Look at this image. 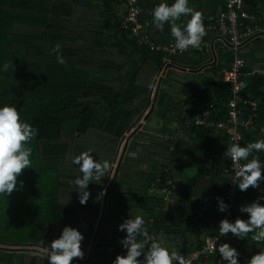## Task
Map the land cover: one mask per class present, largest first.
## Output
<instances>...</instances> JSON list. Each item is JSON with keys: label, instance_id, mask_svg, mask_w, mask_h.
Masks as SVG:
<instances>
[{"label": "trees", "instance_id": "1", "mask_svg": "<svg viewBox=\"0 0 264 264\" xmlns=\"http://www.w3.org/2000/svg\"><path fill=\"white\" fill-rule=\"evenodd\" d=\"M146 11L141 22L154 41L169 44L170 28H155L151 10L161 0H136ZM169 3L172 0H168ZM125 0H0V65L12 62L15 70L0 72V106L16 105L22 118L39 129L31 147L41 150L44 163L57 164V176L41 218L31 211L29 219L13 232L15 241L0 235V245L46 249L58 238L64 226L79 229L85 236V258L77 264H112L124 249L119 243L125 233L118 225L131 215H142L152 239L159 238L185 259L200 251L218 234L224 214L217 209V197L224 199L231 179V161L223 158L231 136L223 131L186 127L183 114L196 113L210 106L223 107L230 99L231 86L223 70H230L232 56L226 52L213 60L211 52L200 50L168 57L153 53L138 44L133 32L124 29ZM206 16L225 9V0H190ZM207 5V8H206ZM249 12H264V0H244ZM150 27V28H149ZM149 28V30H148ZM217 33L207 31L211 42ZM61 45L65 63L60 64L52 49ZM241 56L247 71L264 68V39L245 46ZM154 115L163 120L161 133L178 137V145L156 138L141 129L131 138V145L119 167V174L108 190L104 223L92 248L101 193L109 180L90 184L86 205L79 203L74 183L80 175L72 160L91 150L101 161L116 160L119 146L152 103V93L163 68ZM200 73L203 83L176 70ZM181 88V89H179ZM176 89L185 95H177ZM247 92L258 106L256 129L244 133L243 144L264 139V78L249 80ZM223 110V112H225ZM79 118L78 134L66 140L62 120ZM174 124V127L170 125ZM135 152V158L129 154ZM254 155H256L254 153ZM264 160V153L259 154ZM251 159V157L249 158ZM169 170V173L166 172ZM172 178L177 185V200L189 203L179 208L150 194L151 185ZM159 184L158 188H162ZM37 193V192H36ZM225 201V200H224ZM35 202V201H34ZM250 188L237 198L235 220L243 204L251 203ZM264 203V201H262ZM1 225V217H0ZM2 226V225H1ZM3 231V230H1ZM249 234L237 240L231 233L222 243L240 252V264H246L264 242L257 243ZM226 264L219 253L194 264ZM0 264H48L42 252L14 253L0 251Z\"/></svg>", "mask_w": 264, "mask_h": 264}, {"label": "clouds", "instance_id": "2", "mask_svg": "<svg viewBox=\"0 0 264 264\" xmlns=\"http://www.w3.org/2000/svg\"><path fill=\"white\" fill-rule=\"evenodd\" d=\"M150 14L158 30L164 31L165 25L169 26L175 49L181 52L189 48L200 49L207 35L204 13L190 6V0H172L171 3L161 0ZM52 51L57 53L58 62L64 64L65 60L60 54L61 45L57 44ZM9 69L15 70L12 62L0 65V72H8ZM38 135L39 129L22 118L16 105L0 106V201H8L14 191H20L24 187V181L19 177L24 170L33 168V149L30 145ZM260 153H264V139L246 144L234 142L226 147L223 158L236 164L244 162L236 172L237 180L233 181L240 191H247L250 187L261 189L264 184V160ZM93 154L91 150L83 151L72 160L73 166L80 173L74 183L81 205H86L91 196L90 184H102L105 177L111 178L113 175L111 161H101ZM129 155L135 158L137 154L132 152ZM261 192L264 193V189ZM216 200L219 212L229 210L230 206L223 198L217 197ZM262 201L264 194L239 207V212L246 214L247 219L238 216L235 220H220L219 237H227L231 233L237 240H247L249 234H252V240L258 244L264 242ZM118 231L125 233L119 239L124 254L117 255L112 264H190L179 251L170 249L159 238H151L142 215H131L118 225ZM84 240L85 236L79 229L66 225L58 238L53 239L50 244L45 240H41L40 244H47L45 251L48 264H77L85 258L82 247ZM217 252L222 262L240 264V252L229 243L220 244L215 248L216 255ZM246 264H264V249L251 256Z\"/></svg>", "mask_w": 264, "mask_h": 264}, {"label": "built area", "instance_id": "3", "mask_svg": "<svg viewBox=\"0 0 264 264\" xmlns=\"http://www.w3.org/2000/svg\"><path fill=\"white\" fill-rule=\"evenodd\" d=\"M126 18L124 23L125 30L133 32L135 41L147 47L153 53L165 54L168 57L185 55L189 52L210 49L211 43L203 40L200 49L189 48L181 52L175 49L173 39L169 44L158 43L148 34L146 27L141 22V17L146 12L136 0H125ZM204 22L207 31H213L225 40L229 46V53L232 56V65L230 70H223L226 82L231 86L230 99L226 105L220 108L218 106H210L196 113L187 111L183 114V120L186 127H199L206 129H215L226 132L231 136V142H239L243 144L244 133L254 131L256 129V120L258 119V104L250 98L247 92L249 80L254 77L264 78V68L252 72L247 71V62L241 56V50L248 43L256 39H264V12L255 13L244 9V0H225V9L213 16L204 15ZM167 68H163L161 74L165 75ZM160 74V75H161ZM161 75V76H162ZM223 112V110H225ZM156 138L173 143L171 150L178 145V137L166 132L155 134ZM244 162L239 164L231 162L230 172L231 179L224 200L229 204V210L224 214V218L233 220L235 216V208L237 198L243 191L233 181L237 180L236 172ZM169 173V170H166ZM159 184H163L162 188H158ZM151 193L158 195L165 202L174 204L179 208L186 207L189 203L177 200V185L172 178H167L162 182L156 180L151 185ZM218 209V206H217ZM223 218V219H224ZM224 237L218 234L210 240L200 251L186 258L190 264L205 258L211 259L216 255L215 248L221 244ZM218 253V252H217Z\"/></svg>", "mask_w": 264, "mask_h": 264}, {"label": "rangeland", "instance_id": "4", "mask_svg": "<svg viewBox=\"0 0 264 264\" xmlns=\"http://www.w3.org/2000/svg\"><path fill=\"white\" fill-rule=\"evenodd\" d=\"M216 49L217 52L221 50L220 46H216ZM177 74L178 73L175 72V75ZM161 75L158 77V79L161 78ZM186 78L190 79L189 77ZM192 78L193 79L191 80L193 81H197L199 83L204 82V79H202L200 75L194 76ZM179 89H176L175 93L177 95L184 96L186 94L185 89L181 91ZM151 111L152 108L150 109V111L146 112L142 116V118L136 123L135 127L125 135L119 146L116 160L112 164L113 175L111 178H109L103 190V195L101 196L102 203L99 210L98 221L96 224L95 232H97L98 227L104 223L105 212H106L105 202L107 201V190H109L110 187L112 186L113 178L115 177V175L117 174V170L119 169L121 156L127 144L126 140L130 138L131 133L133 131L137 132L139 128L143 127L141 129L142 131L149 132V131L162 130L165 126L163 120H160L154 116H152L153 118L149 120L148 124L146 123V126L143 125L147 115ZM79 122H80L79 118H66L62 120V132H63V137L66 140L73 139L74 137H76V135L78 134ZM174 126H175L174 124L170 125L171 128ZM32 149H33V155H32L33 168L24 170L21 177H19L20 180L24 181V187L20 191H14L8 197V201L7 200L0 201V217H1V225H2V226L0 225V235L4 237L5 240L8 242L15 241V238L13 236L14 234L12 231H14L16 227L23 225L24 221L30 218L32 213L31 211L37 213V216L40 218L44 214H46V210H47L46 202L48 200V194L57 176L56 174L57 164L51 166L50 164L44 163V159H43L44 155L42 153L40 154L41 150L35 147H32Z\"/></svg>", "mask_w": 264, "mask_h": 264}, {"label": "crops", "instance_id": "5", "mask_svg": "<svg viewBox=\"0 0 264 264\" xmlns=\"http://www.w3.org/2000/svg\"><path fill=\"white\" fill-rule=\"evenodd\" d=\"M190 6H194V4L193 3H190ZM206 8H207V5H206ZM150 28V27H149ZM149 28H148V30H149ZM156 28V27H155ZM172 38V37H171ZM211 43V48L210 49H207L206 51H208V52H211L212 53V55H213V60H216V62H217V58L219 57V56H221V55H223L225 52H228L229 51V46H228V44H227V42L225 41V40H223V39H221L218 35H216L215 37H213V40L210 42ZM216 46H220V51H218L217 52V49H216ZM247 46V45H246ZM245 47V46H244ZM243 47V48H244ZM242 48V49H243ZM242 51V50H241ZM240 51V52H241ZM229 53V52H228ZM243 57V56H242ZM244 58V57H243ZM167 68V67H166ZM167 72H168V68H167ZM167 72H166V74H167ZM176 72L178 73V75L179 76H185V77H189L190 78V80L191 79H193L192 77H194V76H197V75H200V73H192L191 72V70H176ZM186 75H188V76H186ZM164 76V75H163ZM163 76H161V77H163ZM161 79V78H160ZM160 79H158L157 78V81H156V85L154 86V90H153V93H152V103H150L151 105H149V107L146 109V111L144 112V114L146 113V112H148V111H150V109L152 108V111L151 112H149V114L147 115V117H146V119H145V122L143 123V125H145L146 126V123L148 124V122H149V120L151 119V118H153L152 116H154V117H156L155 115H154V112L156 111V106H157V99H158V95H159V84H160ZM193 81V80H192ZM187 111H189V109H187L185 112H187ZM143 114V115H144ZM165 124V123H164ZM142 125V124H141ZM140 125V126H141ZM139 126V127H140ZM165 127V126H164ZM143 128V127H142ZM142 128H139V130L140 129H142ZM131 131V130H130ZM136 132V131H135ZM129 133V132H128ZM153 133H157V134H159V133H161L160 132V130L159 131H156V132H153ZM133 134L134 133H131V136H130V138L128 139V140H126V142H127V144H126V147H125V150L123 151V153H122V156H121V160L123 159V161H124V158H125V155L127 154V151H128V149H129V147H130V145H131V138H132V136H133ZM118 174H119V169L117 170V174L115 175V177L113 178V181H112V183L115 181V179L117 178V176H118ZM261 189H264V184H262L261 185ZM261 189H253V188H251L250 187V200L251 201H253V200H255L259 195H261V194H264V193H262L261 192ZM107 194H108V190H107ZM150 194L151 195H154V196H158V195H156V194H152L151 193V190H150ZM206 264H211V263H206Z\"/></svg>", "mask_w": 264, "mask_h": 264}, {"label": "water", "instance_id": "6", "mask_svg": "<svg viewBox=\"0 0 264 264\" xmlns=\"http://www.w3.org/2000/svg\"><path fill=\"white\" fill-rule=\"evenodd\" d=\"M204 51H206V49H204ZM132 133H135V132L133 131ZM122 162H123V159L120 161V165L122 164ZM106 203H107V201L105 202V205H106ZM100 227H101V225L98 227V231H99ZM98 231L96 232V234L94 236V241H93V244H92V248H93V246L95 244V241L97 239ZM0 251H7V252H14V253H22V252H26V251H29V252H37V251H40V252L43 253L44 256H47L46 251L41 250L40 248L7 247V246L0 245Z\"/></svg>", "mask_w": 264, "mask_h": 264}]
</instances>
